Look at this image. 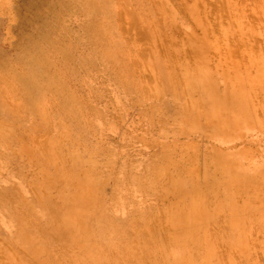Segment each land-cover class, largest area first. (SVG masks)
<instances>
[{
  "label": "rangeland",
  "instance_id": "obj_1",
  "mask_svg": "<svg viewBox=\"0 0 264 264\" xmlns=\"http://www.w3.org/2000/svg\"><path fill=\"white\" fill-rule=\"evenodd\" d=\"M98 1L0 0V264H72L80 252L77 242L57 241L60 222L42 224L47 213L35 206L38 196L52 203L66 194L54 178L51 189L37 185L53 153L61 165L78 156L99 182L89 224L102 228L103 244L154 239L153 258L138 253L128 264H158L163 251L180 249L168 223L183 204L174 178L206 189L212 208L226 195L228 165L249 179L231 190L239 208L249 201L252 210L246 250L226 240L228 209L191 230L213 236L215 263L264 264V0ZM198 68L219 94H242L246 119L219 130L200 113L204 101L184 80ZM23 202L42 222L28 223L38 255L13 242Z\"/></svg>",
  "mask_w": 264,
  "mask_h": 264
},
{
  "label": "bare ground",
  "instance_id": "obj_2",
  "mask_svg": "<svg viewBox=\"0 0 264 264\" xmlns=\"http://www.w3.org/2000/svg\"><path fill=\"white\" fill-rule=\"evenodd\" d=\"M105 2L106 0L98 1V5L105 4ZM104 53L106 56L114 55V52L109 49H106ZM39 63L44 66L43 60L39 59ZM14 78L19 79L23 86H26L27 82L21 80L19 76ZM184 80L189 91L198 90L201 100L204 101L200 107V113H203L206 119L211 118L215 121L219 130H223L228 124H238L241 119L247 118V115L243 114V103H245V100H242V94L229 90L219 94L215 91L210 76L201 68H198L193 75H185ZM194 104H196L195 101ZM43 107L44 103H38L37 109L42 122L44 121ZM192 113L195 117L200 115L195 109ZM27 149L26 146L25 150ZM48 149L51 152L57 151V146L54 143H50ZM55 155L57 154H49L50 157L46 160V163L50 164L51 168L45 169L46 177L38 181L37 185L40 188L51 189L52 182L50 179L54 178L62 182L66 194H59L56 201L54 200L52 203L45 199L46 195L38 196L35 206L47 213V218L43 223L33 211L34 204H25L23 202L22 207H20L22 219H19L20 222L18 221V223L15 220L17 229L13 242L33 250L34 254L38 255L43 252V249L33 245L36 233L33 229H30L28 223L35 225L36 222H40L39 224L46 225L49 221H58L60 224L52 228L57 241L77 242L79 244L80 252L72 257V264H128V262L133 260L135 254L137 255L138 253L142 257L149 256L153 258L156 242L152 237L148 244H140L139 247L136 246L135 248L132 247V242L113 243L110 246L103 244L97 238L98 232L102 228L97 230L91 226L89 219L93 215V203L99 200L97 192L99 182L95 179L92 172L81 168L78 156H70L69 159L72 160L70 165H61L59 157H55ZM221 166L229 171V176L228 174L226 175L227 178L224 182L226 195L214 202L212 208H209L205 198L207 195L206 189L195 185L191 180L173 179L170 189L177 197V200L183 204L182 207L171 209L168 215V223L176 229V231L173 230L172 239L180 246V249L178 251L172 249L167 252L163 251L161 257L153 259V262L158 264H218L213 259L215 255L213 236L206 229H200V232L192 231L191 226L201 219H214L220 213H223L224 209H228V229L232 233L226 237L229 246L246 250L247 228L245 224L251 219L252 210L249 207V201L239 208L232 200L231 190L238 192L249 184V179L231 172L226 164H221ZM213 190L210 188L209 191L212 192ZM56 202H61L60 204L63 206L58 208L59 204L56 205ZM101 218L104 225L116 226L115 222L104 213L101 214ZM142 220L145 224L149 223L147 216L142 218ZM147 228L149 229V226H146L145 230ZM44 239L49 240V237H44ZM46 251L49 255L53 253L49 249H46ZM49 261L52 264H61V259H48V262H43V264H48ZM18 264H23V261Z\"/></svg>",
  "mask_w": 264,
  "mask_h": 264
}]
</instances>
